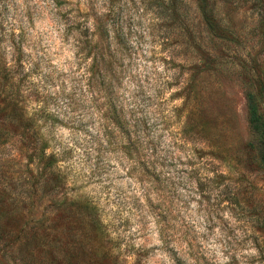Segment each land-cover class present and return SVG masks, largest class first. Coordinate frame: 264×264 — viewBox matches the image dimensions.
<instances>
[{"label":"rangeland","instance_id":"rangeland-1","mask_svg":"<svg viewBox=\"0 0 264 264\" xmlns=\"http://www.w3.org/2000/svg\"><path fill=\"white\" fill-rule=\"evenodd\" d=\"M209 7L214 30L198 0H0V99L59 159L45 182L0 115V264L259 263L260 7Z\"/></svg>","mask_w":264,"mask_h":264},{"label":"trees","instance_id":"trees-1","mask_svg":"<svg viewBox=\"0 0 264 264\" xmlns=\"http://www.w3.org/2000/svg\"><path fill=\"white\" fill-rule=\"evenodd\" d=\"M200 9L203 13V16L212 30L217 26L216 18L213 13V10L209 7L210 0H198ZM255 3L260 7V32L262 37H264V0H255ZM96 60V57H94ZM264 87H262V83L260 85V89L258 92H254L252 90H248L246 93V102L248 108L249 115V124L252 132L255 135L256 146L260 153L261 166L264 169V114L261 111V102L258 99V95L263 96L262 92ZM11 108V114H15L12 122L15 123V128H22V133L18 132L16 134V140L21 143V147L19 150L26 151L28 154L29 163H39V166L42 167L43 171L41 177L45 182H54L59 172L56 167L57 163H59V159L55 153L49 152V146L47 140H45L44 136L40 133V130L37 129V122L33 117L26 116L19 112L17 114L19 117H16V109L13 107V104H6L5 100L0 99V115ZM116 109H114V117H110L112 122L118 127V121L115 119ZM18 126H17V124ZM24 151V152H25ZM22 154L19 153L18 157L21 159ZM85 207L93 208V205L85 204ZM260 257L259 263L264 264V247H260Z\"/></svg>","mask_w":264,"mask_h":264}]
</instances>
